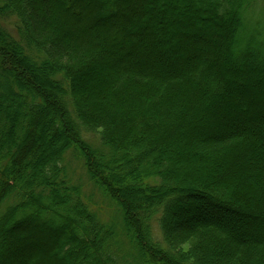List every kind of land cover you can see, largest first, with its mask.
Here are the masks:
<instances>
[{
	"label": "trees",
	"instance_id": "16d2710c",
	"mask_svg": "<svg viewBox=\"0 0 264 264\" xmlns=\"http://www.w3.org/2000/svg\"><path fill=\"white\" fill-rule=\"evenodd\" d=\"M261 2L0 0V84L20 95L14 126L3 114L18 169L0 154V264H264V41L238 43ZM92 74L93 90L78 85ZM41 128L56 147L36 156ZM201 204L238 209L231 235L176 227Z\"/></svg>",
	"mask_w": 264,
	"mask_h": 264
},
{
	"label": "rangeland",
	"instance_id": "374dc122",
	"mask_svg": "<svg viewBox=\"0 0 264 264\" xmlns=\"http://www.w3.org/2000/svg\"><path fill=\"white\" fill-rule=\"evenodd\" d=\"M260 4H261V6L259 4L257 6L255 5L254 10H256V11L254 12V14H252L251 11H249V12L247 11L244 15L245 26H243V31L241 33H239L240 35L238 37V40H239L238 43H239L240 48L247 41L248 37L254 33V31L260 32L261 33L260 38L264 41V3L261 2ZM194 22H196L198 25H201V23L197 19L194 20ZM2 23L7 29H9L13 33V25H12L13 22L9 17H5ZM172 23H171V25H172ZM168 32H171V30ZM157 36H158L157 37L158 40H161V41L165 40L164 35H163L164 38L160 37V35H157ZM166 40L170 43V41H169L170 38H166ZM2 45L3 44L0 43V48H2ZM26 74H28V77L33 75L32 72H29V71H27ZM34 75L32 76V79L34 81V83H32V84L35 85V83L37 84V81L39 80L40 76H38V74L36 75V73ZM96 80L99 81L100 79L97 78L96 74H94V75L92 74L90 79H84L82 81H79L78 85L82 86L83 88L93 90L96 87V85L98 84V82L96 84ZM18 88L21 92L23 86L18 85ZM0 90L4 94L2 97H0V121L2 122V123L0 122L1 123L0 124V154L4 153L5 155H8L9 159H8L7 164H12V167L18 169V165L16 163H14V158L17 156V148L14 147L13 149H11V145L9 143H6L5 136H4V129L2 127L6 125V124L4 125V122H3V114L4 113L8 114L9 119H10V123L13 126H14L13 123L18 120L20 113H17L15 115L14 120H13V115H14V113L17 112L18 109H20V95H18V94H16V95L14 94V96L10 95L8 92H6V90H4L2 88L1 84H0ZM24 117L29 120L28 117H26V116H24ZM260 120H262V121H260V126H261L262 124H264L263 123L264 119L262 118ZM29 131H30V128H29V126L26 125L24 128V132L29 133ZM42 132H43V128H41L40 131H37V134H39L40 136L36 137L35 141H34L38 145V149H39L36 156L39 155V152L41 151V149L44 148L47 144H49L48 145L49 148L56 147V140L54 138H52L51 136H45ZM82 132H83L84 140H86L90 145H92L95 148L101 147V142L99 139L100 137H99V134L97 132H94V131H82ZM41 134H43V136H41ZM215 142H217V141H215ZM17 143H18V145L21 144L22 138H20L19 140H16L15 145H17ZM13 144H14V142H13ZM5 145L8 146L7 149H5ZM6 150H7V152H5ZM262 156L264 158V152L262 153ZM69 157L66 158L67 161L65 164L67 172L70 174L71 170L69 169V167L72 165L71 166L72 170H74V172L76 173V176L78 175V177H81V179H82L83 177L81 174H83L86 177L84 170L81 171L80 168H78V167H80L79 160H74V158L71 156H69ZM26 168H27V166L25 168H23V170ZM2 173L4 175H6L7 170L4 169L2 171ZM70 176H72V175L70 174ZM86 179H87V177H86ZM116 186L118 188L122 187V182L120 181ZM131 190H132V187H131ZM82 195L85 198H87V200L86 199H84V200L86 202H88L92 208H95V210H97V208H99V207L102 208L103 214L102 213L100 214V212H99V214H100L99 218L100 219L108 220V216H110V215L114 216V213L110 209L109 210L105 209L107 203L101 197V194L98 193L97 189H95L91 186L82 187ZM42 201H43V203L48 204L47 199H45V200L42 199ZM201 205L204 208H203V210L201 209L200 212H193V211L188 212L187 214H184L182 217H180L178 220L176 219V217H173V215H171L172 218H175V220H176V227L178 229L180 228V229L186 230L187 227L192 222L200 221L201 223H210L212 226H215L218 228H224V227L227 228V226H229L228 224L232 225L237 220V216H236L237 212L235 210H238V209H236V208H231V207H226V206L220 207V206L215 205V204H213V205L201 204ZM42 218L45 219V216L42 215ZM239 227H241L240 224H239ZM227 231H229L228 234L231 235L232 228H229V230L227 228ZM173 237H177V236L175 235ZM173 239H176V238H173ZM4 240H5V242L4 241L2 242L0 239V243H4L5 246L11 244V242H9V240H8V236H6L4 238ZM192 246H194V245L190 246L189 242H185V241H183L181 243L179 242L178 245H176L175 248H173V250H175L173 252H179L180 251L182 253H185ZM40 250L41 249L37 248L36 252L38 253V255H40V257H43L44 254Z\"/></svg>",
	"mask_w": 264,
	"mask_h": 264
}]
</instances>
